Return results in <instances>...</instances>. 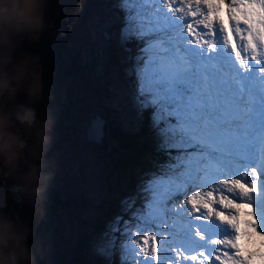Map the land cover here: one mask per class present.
I'll use <instances>...</instances> for the list:
<instances>
[{"label": "snow or ice", "instance_id": "obj_1", "mask_svg": "<svg viewBox=\"0 0 264 264\" xmlns=\"http://www.w3.org/2000/svg\"><path fill=\"white\" fill-rule=\"evenodd\" d=\"M195 2L207 22L194 28L170 0H111L121 44L136 46L133 99L155 155L121 202L130 218L116 216L95 246L109 264H264V0H227L226 25L214 22L226 0ZM88 134L101 139L104 121ZM187 204L199 215L188 219Z\"/></svg>", "mask_w": 264, "mask_h": 264}, {"label": "rangeland", "instance_id": "obj_2", "mask_svg": "<svg viewBox=\"0 0 264 264\" xmlns=\"http://www.w3.org/2000/svg\"><path fill=\"white\" fill-rule=\"evenodd\" d=\"M170 3L173 8H179V11H173L171 15L183 14L194 28L197 24L202 25L207 22L205 5H199L204 10L203 14L197 12L193 15L189 9L191 7L195 10L198 7L195 0H170ZM110 5L111 0H57L51 19V34L55 43L47 52L49 64H47L46 78L44 82L42 80L43 89L47 79L53 77V73L63 71L59 102L67 104L69 109L67 122L63 124V128L60 127L58 132L60 135L55 137V140L62 138L63 141L55 157L56 177L49 191L46 222L42 225L48 244L47 264L61 261L60 257L67 261L58 264H74L71 249L80 247L79 241L88 234L86 244L81 247L82 257L78 256L80 262L109 264L95 252V246L102 241L103 233L108 230L109 224L116 216L130 218L131 213L124 211L121 202L127 197L137 195L139 176L149 168L152 159L150 155L144 154L141 165L133 166L129 173L132 176V187L128 173L121 177L110 173L113 157L127 156V152L110 139L109 123L127 134L135 132L138 134L142 129V133L138 136L139 141L145 142L147 147H154L148 115L144 120L138 115L133 99L135 77L129 70L134 63L136 46L133 45L130 52L124 50L129 46L122 45L119 40L118 13ZM164 10L169 11L168 7ZM59 18H62L61 21ZM214 22L227 24V0L221 5ZM184 31L187 36V27ZM188 39L193 38L189 36ZM229 48L231 49V44ZM30 50L36 52L32 48ZM233 54L234 58L235 53ZM45 89L47 91L45 100H47L50 89L46 86ZM96 116L108 120L105 121L106 139L104 137L99 140L92 139L88 134L92 123L89 120L93 121ZM99 144L103 145L102 149ZM51 193H56L54 199L51 198ZM114 199L117 201V210L107 211L104 207L105 202ZM53 201L58 204L50 205ZM76 201L79 204L76 205ZM140 202L138 199L137 207ZM183 206L188 209V219L199 215L192 211L191 204ZM177 207L179 208L180 205ZM50 209L51 215L48 216ZM100 223L102 228L98 232H93L92 228ZM192 223L196 224L200 221L192 220ZM160 227L162 231H167L174 225L169 220L168 224H161ZM145 235L151 234L145 233ZM193 238H195V230ZM161 240L165 244L168 242L158 236V247ZM55 254H59L60 257L57 255L56 258ZM177 254V252L172 253L173 256ZM141 258H143L142 254ZM111 264H119L118 254L113 257ZM165 264L170 262L165 261ZM183 264H191V261Z\"/></svg>", "mask_w": 264, "mask_h": 264}, {"label": "clouds", "instance_id": "obj_3", "mask_svg": "<svg viewBox=\"0 0 264 264\" xmlns=\"http://www.w3.org/2000/svg\"><path fill=\"white\" fill-rule=\"evenodd\" d=\"M50 4L0 0V264H47L58 108L50 94L45 102L42 57L30 49L51 27Z\"/></svg>", "mask_w": 264, "mask_h": 264}, {"label": "trees", "instance_id": "obj_4", "mask_svg": "<svg viewBox=\"0 0 264 264\" xmlns=\"http://www.w3.org/2000/svg\"><path fill=\"white\" fill-rule=\"evenodd\" d=\"M55 3L57 4V0H51L50 9L47 12V14L45 15V20L48 21L49 23L51 22L52 15L54 14ZM59 19L61 21L62 18H59ZM51 24H52V22H51ZM54 43H55V41L53 42L52 34H51V27H50L48 31H47V28L45 29V34H42L40 43L32 46V49L36 50V52L42 57V63H43V79L42 80H43V82L46 78L47 64H49L48 63L49 58H48L47 52L52 48ZM25 46L27 48V45H25ZM128 46H129V48H132L133 44L130 43V44H128ZM63 76H64L63 71H57L56 73H53V77L48 78L47 82H45V86L49 87V89H50V90H48L49 94H51V96L55 99V103H56V106L58 108V120H57L56 127H58L62 124V128L64 127L63 124H65L67 122L68 109H69V106L67 104H60V102H59V99H60L59 95H61L60 94L61 93V89H60L61 88V80H62ZM45 86H44L43 91L46 94L47 91L45 89ZM146 116H147V114L142 115L141 118L143 117L142 119L144 120V117H146ZM142 125H143V123H142ZM140 129H141V127H140ZM55 132H57L56 129H55ZM108 132H109L110 139L113 142H116L119 148H122L124 151L127 152V156L116 155L115 158L113 157L110 173H114L115 175H120V177L123 176L124 174L125 175L127 173L129 174L130 171H132L133 166H135V165L140 166L141 165V158L144 154L150 155L151 158L155 155L154 147H147L145 142L139 141L138 136L140 135V133H142V129L140 130V132L138 134H137V132L127 134L125 131L120 130L119 127L118 128L114 127L112 124L109 123ZM58 135H60V134L57 133V136ZM62 141H63V139L59 138L58 140H55V142H54L52 152L50 153V155H53L54 158L59 153ZM146 151H148V152L146 153ZM135 157L137 159H135ZM55 177H56V175H55ZM129 177H130V187H132V184H131V179H132L131 177L132 176H131V174H129ZM51 194H52L51 198L54 199L56 196V193H51ZM116 199H118V198L116 197ZM116 199L108 200L105 202L104 207L106 208L107 211H112L113 209L117 210ZM51 201H52V199H51ZM55 204H58V203H55L54 201L50 203V205H55ZM77 204H79L78 201H76V205ZM49 211L50 212H49L48 216L51 215V209ZM101 228H102V226L100 223V225H96V227L92 228V231L98 232ZM88 235H86L82 241H79L80 247H78V248L74 247L71 249V251L73 252L72 262L74 264H86L85 262L81 263L80 260L77 259V257L78 256L80 258L82 257L81 247L82 246L84 247V245L86 244V242L88 240Z\"/></svg>", "mask_w": 264, "mask_h": 264}, {"label": "bare ground", "instance_id": "obj_5", "mask_svg": "<svg viewBox=\"0 0 264 264\" xmlns=\"http://www.w3.org/2000/svg\"><path fill=\"white\" fill-rule=\"evenodd\" d=\"M245 42H246V37H245ZM247 51H248V57L250 58V57L253 55L252 49L249 48ZM262 53H264V49H260L259 52L257 53V55L259 56V55H261ZM242 55H243V54H242ZM233 59H235V57H234ZM248 63H252L251 59L248 60ZM237 66H239V65H237ZM241 71H242V70H241Z\"/></svg>", "mask_w": 264, "mask_h": 264}, {"label": "flooded vegetation", "instance_id": "obj_6", "mask_svg": "<svg viewBox=\"0 0 264 264\" xmlns=\"http://www.w3.org/2000/svg\"><path fill=\"white\" fill-rule=\"evenodd\" d=\"M45 102H47V100H45ZM41 106H45V104H42ZM62 126V124L60 125V126H58V127H56L55 129L57 130V132H55V137L57 136V133L60 131V127ZM58 256H59V254H57ZM57 255L55 254V257L57 258ZM60 257V256H59ZM73 258V257H72ZM77 259H78V257H77ZM58 260H59V258H58ZM60 260L61 261H57V264H58V262H62V261H67L65 258L63 259L62 257H60Z\"/></svg>", "mask_w": 264, "mask_h": 264}, {"label": "water", "instance_id": "obj_7", "mask_svg": "<svg viewBox=\"0 0 264 264\" xmlns=\"http://www.w3.org/2000/svg\"><path fill=\"white\" fill-rule=\"evenodd\" d=\"M98 116H96L95 118H97ZM94 118V119H95ZM103 121H104V135H103V137H104V139H106V130H107V127H106V124H105V120L104 119H102ZM90 122H92V120L90 119L89 120ZM99 146H100V148L102 149L103 148V145L102 144H99ZM52 264H57L55 261H52Z\"/></svg>", "mask_w": 264, "mask_h": 264}]
</instances>
